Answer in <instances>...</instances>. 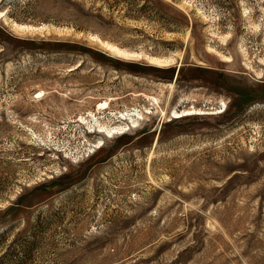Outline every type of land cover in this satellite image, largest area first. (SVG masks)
<instances>
[{"label":"rangeland","instance_id":"1","mask_svg":"<svg viewBox=\"0 0 264 264\" xmlns=\"http://www.w3.org/2000/svg\"><path fill=\"white\" fill-rule=\"evenodd\" d=\"M0 264H264V0H0Z\"/></svg>","mask_w":264,"mask_h":264},{"label":"bare ground","instance_id":"2","mask_svg":"<svg viewBox=\"0 0 264 264\" xmlns=\"http://www.w3.org/2000/svg\"><path fill=\"white\" fill-rule=\"evenodd\" d=\"M111 48V47H110ZM117 51H120V50H117ZM121 53V52H120ZM140 54V53H139ZM104 106V105H103ZM107 106V105H106ZM185 111H184V114H181V113H178V112H176V115H175V117H184V115H190V114H194L191 110H186V109H184ZM220 110V109H219ZM197 113V112H196ZM199 113H206V112H204L203 110L201 111H199ZM198 113V114H199ZM212 113V112H211ZM222 113V112H221ZM197 114V115H198ZM173 115V116H174ZM196 115V114H195ZM175 117H173V118H175ZM128 119V118H127ZM118 126V125H117ZM125 130L126 129H124V127H116V128H111L110 130L109 129H105V128H99V130H98V132H100V133H102V134H104L105 136H110L111 134L113 135V133H124L125 132ZM97 132V131H96ZM111 135V136H112ZM100 143V142H99ZM101 145V144H100Z\"/></svg>","mask_w":264,"mask_h":264},{"label":"trees","instance_id":"3","mask_svg":"<svg viewBox=\"0 0 264 264\" xmlns=\"http://www.w3.org/2000/svg\"><path fill=\"white\" fill-rule=\"evenodd\" d=\"M174 76V73H172V75H171V77L170 78H172Z\"/></svg>","mask_w":264,"mask_h":264}]
</instances>
